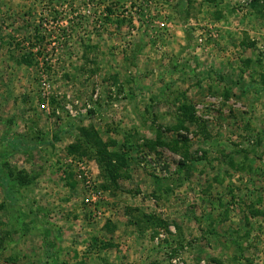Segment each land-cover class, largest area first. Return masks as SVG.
<instances>
[{
	"label": "rangeland",
	"instance_id": "1",
	"mask_svg": "<svg viewBox=\"0 0 264 264\" xmlns=\"http://www.w3.org/2000/svg\"><path fill=\"white\" fill-rule=\"evenodd\" d=\"M2 160L0 264H264V0H0Z\"/></svg>",
	"mask_w": 264,
	"mask_h": 264
},
{
	"label": "trees",
	"instance_id": "2",
	"mask_svg": "<svg viewBox=\"0 0 264 264\" xmlns=\"http://www.w3.org/2000/svg\"><path fill=\"white\" fill-rule=\"evenodd\" d=\"M107 11L109 13H111V11L109 9H107ZM34 59L36 60L37 56H35L31 52H29L28 54H24L23 56H21V58L17 62H21V63H25V64L31 65L33 63ZM247 88H245L243 91L245 92ZM184 110H186L184 113H186V112L192 113V108L191 107L186 106L184 108ZM157 136L158 137H156L154 146L155 145L163 146L164 142H160V137H159V135H157ZM87 137H91L90 133L89 132L83 133L81 135V137L79 138V141L76 142V144L68 146V152L70 154H77L78 156H82L83 155L82 153H84V150H83V146L84 145L83 144H84L85 140L87 139ZM54 139L57 140V137L55 136ZM12 146L13 147L11 149L14 150V151H16V150L21 148V144L19 142H13ZM94 155H95V159H97L96 161H99V156L97 155V152H94ZM118 157L120 159L124 160V162H125L126 158L124 157L123 154L118 155ZM188 159L189 158H187V156H185L182 159V161L179 162L180 170L187 165L186 163H187ZM120 162H121V160H120ZM6 166H7V163L5 162V160H2L0 162V183L5 188V190H4L5 191V200L8 201V205L11 208V207H14V203H16V200L13 197L14 193L16 192V190H18L19 188L26 187L29 183H31V180L27 178L26 173L23 172V171L22 172L18 171L16 173H14L15 171H12L10 169L9 173L6 172L7 171V170H5ZM121 166H123V165L121 164L118 167H121ZM118 167L113 168L112 170H110V176H111L112 179L117 177L118 170H119ZM102 188H104V186H102Z\"/></svg>",
	"mask_w": 264,
	"mask_h": 264
},
{
	"label": "built area",
	"instance_id": "3",
	"mask_svg": "<svg viewBox=\"0 0 264 264\" xmlns=\"http://www.w3.org/2000/svg\"><path fill=\"white\" fill-rule=\"evenodd\" d=\"M41 107H42V108H44V107H45V105H42Z\"/></svg>",
	"mask_w": 264,
	"mask_h": 264
}]
</instances>
